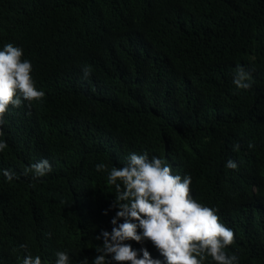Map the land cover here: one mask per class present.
Returning <instances> with one entry per match:
<instances>
[{
	"label": "trees",
	"instance_id": "trees-1",
	"mask_svg": "<svg viewBox=\"0 0 264 264\" xmlns=\"http://www.w3.org/2000/svg\"><path fill=\"white\" fill-rule=\"evenodd\" d=\"M9 43L45 97L4 116L0 264H55L58 251L92 264L118 210L108 173L132 153L190 176L192 197L235 233L227 253L264 264V0H0ZM237 66L250 89L235 87ZM44 159L48 175H24ZM126 243L165 264L151 242Z\"/></svg>",
	"mask_w": 264,
	"mask_h": 264
},
{
	"label": "clouds",
	"instance_id": "clouds-1",
	"mask_svg": "<svg viewBox=\"0 0 264 264\" xmlns=\"http://www.w3.org/2000/svg\"><path fill=\"white\" fill-rule=\"evenodd\" d=\"M23 49L11 43L0 50V136L3 135L4 116L9 107L19 108L24 101L28 104L41 102L45 93L38 90L32 77V64L23 59ZM90 75L84 70V76ZM249 73L237 66L233 83L237 89L251 88ZM8 147L0 140V152ZM253 147L249 144V148ZM239 145H234V150ZM226 167L236 170L238 165L228 160ZM97 172L106 171V165L95 166ZM52 171L47 159L31 164L24 175L39 180ZM3 176L12 181L15 173L3 170ZM107 183L116 189L111 207L118 209L111 220L112 230L102 231L97 240L98 255L92 264H161L153 259L146 248L134 250L127 241L142 243L149 241L164 258L165 264H205L211 258L213 264H238L236 254L226 251L235 243V233L226 227L217 215V209L197 202L191 195L190 176L174 175L164 160L147 153H132L122 167H112ZM63 202V201H62ZM107 211L104 215H107ZM123 220V223L118 221ZM27 251V245H21ZM142 254V255H141ZM111 257V260L108 259ZM22 264H44L42 258L28 253ZM55 264H70L66 251L56 253ZM80 264H89L85 258Z\"/></svg>",
	"mask_w": 264,
	"mask_h": 264
},
{
	"label": "bare ground",
	"instance_id": "bare-ground-1",
	"mask_svg": "<svg viewBox=\"0 0 264 264\" xmlns=\"http://www.w3.org/2000/svg\"><path fill=\"white\" fill-rule=\"evenodd\" d=\"M164 36V35H163ZM164 38V37H163Z\"/></svg>",
	"mask_w": 264,
	"mask_h": 264
}]
</instances>
